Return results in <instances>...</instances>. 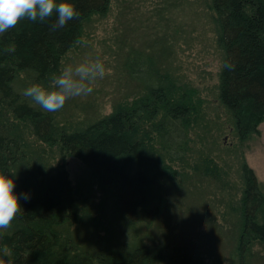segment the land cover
<instances>
[{"label": "trees", "instance_id": "16d2710c", "mask_svg": "<svg viewBox=\"0 0 264 264\" xmlns=\"http://www.w3.org/2000/svg\"><path fill=\"white\" fill-rule=\"evenodd\" d=\"M72 3L79 16L63 28L50 30L53 16L44 23L21 20L0 35V173L14 179V192L21 197L19 214L0 236V249L6 246L10 253L0 251V264H200L198 257L179 249L165 251L147 243L143 232L165 203L153 190L156 181L190 150L191 128L199 114L193 91L164 74L146 51L133 47L127 69L146 93L87 126L61 131L53 113L14 87L22 73L47 86L64 55L83 38L87 22L111 8V0ZM210 6L224 54L219 99L235 114L240 136L247 138L259 132L264 120V0H211ZM8 117L29 123L40 140L77 155L102 185L113 187L100 216L92 218L102 231L96 252L81 247L72 231L57 227L82 216L69 171H52L40 161L23 174L16 171L20 134ZM242 173L241 224L229 264H250L254 245L264 243L261 183L247 163Z\"/></svg>", "mask_w": 264, "mask_h": 264}, {"label": "rangeland", "instance_id": "374dc122", "mask_svg": "<svg viewBox=\"0 0 264 264\" xmlns=\"http://www.w3.org/2000/svg\"><path fill=\"white\" fill-rule=\"evenodd\" d=\"M210 4L211 0H111L109 12L87 22L83 42L62 60L64 67L99 57L109 74L95 83L90 95L69 99L53 114L61 131L74 130L143 96L145 85L129 73L127 56L133 47L150 54L157 68L195 93L199 114L185 160L174 162L173 171L154 185L165 203L153 221L143 225L146 242L165 251L179 249L198 257L200 264H229L241 224L243 164L254 169L264 193V120L259 132L243 138L235 114L219 99L224 54L217 44ZM33 83L22 73L14 87L23 93ZM7 119L17 123L20 134L18 174L38 161L52 171L58 167L69 171L82 216L57 227L72 231L81 247L96 252L102 231L92 218L100 216L113 187L102 185L77 155L40 140L29 123ZM250 264H264V243L254 245Z\"/></svg>", "mask_w": 264, "mask_h": 264}, {"label": "clouds", "instance_id": "9594fccd", "mask_svg": "<svg viewBox=\"0 0 264 264\" xmlns=\"http://www.w3.org/2000/svg\"><path fill=\"white\" fill-rule=\"evenodd\" d=\"M53 16L55 20L50 25V30L55 31L77 19L79 13L72 0H0V35L15 28L21 20L44 23ZM8 51L14 49L9 48ZM109 72L101 58L85 59L75 66L62 67L58 73H51L47 86L40 83L30 84L22 95L30 98L44 112L54 113L69 99L90 95L94 91L95 83ZM14 188V179L0 173V236L11 226L21 210V197L14 192ZM29 198L27 194L23 196L25 201ZM0 251L6 256L10 255L6 246Z\"/></svg>", "mask_w": 264, "mask_h": 264}]
</instances>
